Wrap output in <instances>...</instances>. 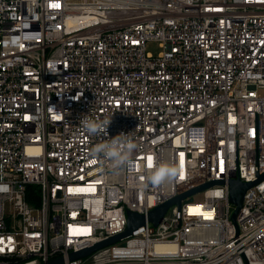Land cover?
Listing matches in <instances>:
<instances>
[{
    "label": "built area",
    "instance_id": "obj_1",
    "mask_svg": "<svg viewBox=\"0 0 264 264\" xmlns=\"http://www.w3.org/2000/svg\"><path fill=\"white\" fill-rule=\"evenodd\" d=\"M119 134L134 168L92 152ZM162 165L178 174L151 183ZM261 174L264 0H0V264H264V179L235 220L228 186ZM128 211L142 228L69 259Z\"/></svg>",
    "mask_w": 264,
    "mask_h": 264
},
{
    "label": "water",
    "instance_id": "obj_2",
    "mask_svg": "<svg viewBox=\"0 0 264 264\" xmlns=\"http://www.w3.org/2000/svg\"><path fill=\"white\" fill-rule=\"evenodd\" d=\"M262 179H264V174L258 175L255 179L248 181V182L241 181L240 179H231L228 181L229 199H230V202L234 205V210L231 214V218L233 220H235V218H236V216H237V214L241 208L242 199H243V195H244L245 191L249 187L253 186L255 183H257L258 181H260ZM216 183H223V181L222 180L209 181L205 184L197 186L191 190H188L187 192H184V193H182V194H180L174 198H171V199L165 201L164 203L152 208L147 214V219L149 221H151L152 223L157 224L162 219L167 208L170 205H172V204L180 205V202L183 198H185L189 195H192V194L204 189L205 187H208V186L216 184ZM144 223H145L144 215L133 212V211H128L127 212V226H126L124 231H122L121 233L116 234L114 236H111L105 240H102L100 242H96L95 244H93L87 248H84L82 250L70 252L68 257H69V259H76V258L87 256L99 248H102L104 246H107L109 244L117 242V241L133 234L134 232H136L137 230L142 228ZM61 262H62V257H58V258H55V259L49 261L48 264H59Z\"/></svg>",
    "mask_w": 264,
    "mask_h": 264
},
{
    "label": "clouds",
    "instance_id": "obj_3",
    "mask_svg": "<svg viewBox=\"0 0 264 264\" xmlns=\"http://www.w3.org/2000/svg\"><path fill=\"white\" fill-rule=\"evenodd\" d=\"M111 120L93 119L84 116L81 119L83 131L90 137H105ZM137 148L136 143L127 134H119L113 138L103 139L97 143L92 152L97 157L110 161L113 168L127 166L134 168L132 153ZM178 174V168L171 165H162L149 175L148 180L153 184H161L171 180Z\"/></svg>",
    "mask_w": 264,
    "mask_h": 264
},
{
    "label": "rangeland",
    "instance_id": "obj_4",
    "mask_svg": "<svg viewBox=\"0 0 264 264\" xmlns=\"http://www.w3.org/2000/svg\"><path fill=\"white\" fill-rule=\"evenodd\" d=\"M145 48L147 52H150L153 55H157V53L161 50L159 42L156 40L147 41Z\"/></svg>",
    "mask_w": 264,
    "mask_h": 264
},
{
    "label": "bare ground",
    "instance_id": "obj_5",
    "mask_svg": "<svg viewBox=\"0 0 264 264\" xmlns=\"http://www.w3.org/2000/svg\"><path fill=\"white\" fill-rule=\"evenodd\" d=\"M160 247H162V245H157V248H160Z\"/></svg>",
    "mask_w": 264,
    "mask_h": 264
},
{
    "label": "snow or ice",
    "instance_id": "obj_6",
    "mask_svg": "<svg viewBox=\"0 0 264 264\" xmlns=\"http://www.w3.org/2000/svg\"><path fill=\"white\" fill-rule=\"evenodd\" d=\"M149 159H151V158H149ZM181 179H183V176H181ZM0 190H3V189H0Z\"/></svg>",
    "mask_w": 264,
    "mask_h": 264
}]
</instances>
